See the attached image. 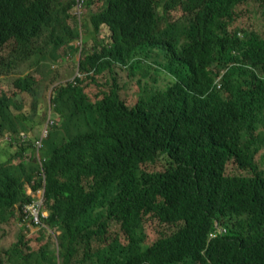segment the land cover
Returning <instances> with one entry per match:
<instances>
[{
    "label": "trees",
    "instance_id": "trees-1",
    "mask_svg": "<svg viewBox=\"0 0 264 264\" xmlns=\"http://www.w3.org/2000/svg\"><path fill=\"white\" fill-rule=\"evenodd\" d=\"M97 1L107 7L82 31L71 24ZM76 43L85 72L53 89L41 168L33 139L17 140L24 106L0 95L16 148L0 161V229L32 201L28 187L46 188L53 234L20 235L0 264H264V0H0L10 91L39 98L41 82L61 83L50 68ZM122 71L168 83L130 105ZM141 233L135 255L120 252Z\"/></svg>",
    "mask_w": 264,
    "mask_h": 264
},
{
    "label": "rangeland",
    "instance_id": "rangeland-1",
    "mask_svg": "<svg viewBox=\"0 0 264 264\" xmlns=\"http://www.w3.org/2000/svg\"><path fill=\"white\" fill-rule=\"evenodd\" d=\"M106 3L104 1L96 2L91 9L88 8V14L86 19L84 20V24L89 23V18L91 15V11H94L95 13L101 12L106 8ZM261 13L258 11H255L253 15H257L259 18L258 20L262 19ZM89 32H87V28L85 27L84 31V38L87 39ZM111 31L108 29L107 26H103L100 35H98L99 38H104L107 43L111 42ZM98 37H96L98 39ZM76 46H79L78 43L75 44ZM97 43L94 40H88L87 48L89 51H91L94 47H96ZM74 46V45H73ZM80 47V46H79ZM61 59L59 62L52 65L50 69L54 72V76H59V82L52 83L51 80L48 83L41 82L40 84V96L39 98L37 96H29L28 94H23L18 91H10L5 84L0 83V94L1 98H13L17 99L18 103H22L24 106L23 111L17 112L19 120H28V132L26 134L29 135L30 138L33 139V141L39 140L43 134L44 131L48 126L51 125V112H52V105L51 100L53 97V92L56 87L60 85H66L70 82H74L76 78L79 76H82L85 72V69L81 66L80 62L83 59V55L81 52H75V50H71V47L64 51H62ZM47 69H45L46 71ZM29 74V73H28ZM27 74V75H28ZM45 77V76H43ZM147 77V76H146ZM143 77L142 75H139L137 78H133L129 75L128 72L122 71L120 77L118 78V81L120 84H125L126 89H124V94L128 100V103L130 105H133L135 101H138L140 99V93L145 92L149 87L152 85H155V83L159 82V86L162 87L168 83L166 81L165 75H153L149 78ZM36 81L39 82L40 75H37L34 77ZM133 79H136L133 81ZM40 83V82H39ZM39 83H36L39 85ZM98 92V89L95 85H92V87L87 88L86 93L89 96V98L94 102L95 101V94ZM127 94V95H126ZM129 98H128V97ZM38 99H41V110L38 112V107L36 104H38ZM20 106V104L18 105ZM63 112L65 113L64 120L67 121L75 114V108H63ZM38 122L37 126H34V123ZM23 133V131H20ZM10 135L7 133L5 128H0V161H6L8 158H11V156L15 153L16 148L15 146L10 145ZM34 155L36 156V160L38 157L37 153L34 152ZM7 157V158H6ZM25 157V156H24ZM263 157V156H261ZM30 158H26V164L30 165L32 160H29ZM35 160V161H36ZM39 162V161H37ZM30 192V191H29ZM38 196V195H37ZM25 230V233L22 231ZM37 233H40L39 239L37 238ZM47 231H41L34 227L28 226L24 224L21 220L20 212L19 214L13 218L8 224L3 225L0 229V248L8 249L13 244L17 243L19 241V236L24 235L27 236L28 239L36 240V242L44 243L43 238L45 237ZM45 234V235H44ZM212 235H215L213 232H211ZM147 239L146 233H141L137 236V241H135L133 244L130 245H123L121 248H119L120 252L125 254L128 258L135 255L140 245ZM150 240V237L148 238Z\"/></svg>",
    "mask_w": 264,
    "mask_h": 264
},
{
    "label": "clouds",
    "instance_id": "clouds-1",
    "mask_svg": "<svg viewBox=\"0 0 264 264\" xmlns=\"http://www.w3.org/2000/svg\"><path fill=\"white\" fill-rule=\"evenodd\" d=\"M86 17H87V13L79 12V13H77L74 16V18H72L71 24H76V25L79 24V26L81 28V31H82V28H83V25H84V20L86 19ZM111 35H112V31H111ZM111 39H112V36H111ZM78 44L81 47V54H82V46H83V44L82 43H78ZM51 125H52V123H51ZM51 125L48 126V124H47V127L45 129L47 131V135H48V130L51 127ZM47 135L44 136V134H43V136L39 140L35 141V143H34L35 152L37 153V155H38L39 158H37V160H36V156L33 155V161H34L35 164H38V166L40 168H41L42 160L40 158L39 152L42 149L43 140H45L47 138ZM28 136L29 135L21 134V136H18L17 137V140H21L22 142H24L22 139L23 138H28ZM38 142H41L40 149H37V143ZM30 157H32V155L31 154H28L25 157V162H29V161H26V158H30ZM31 159L32 158H30L29 160H31ZM37 161H39V162H37ZM42 176H44L43 175V171H42ZM28 194L32 198V201H30V203L24 205L21 208V212H20L21 217L23 218L24 222L27 223L29 226L34 227V228H36L38 230H41V231H48V232H50L52 234L50 228L46 225V221L50 217L49 210L46 208V188L45 189H40L38 192H34L31 187L30 188L28 187ZM38 203H40V205H38ZM37 207H40L41 208V213H40L41 224L40 225H37L35 223V221H34V215H35L34 210ZM223 233L224 234H227V231H223Z\"/></svg>",
    "mask_w": 264,
    "mask_h": 264
},
{
    "label": "built area",
    "instance_id": "built-area-1",
    "mask_svg": "<svg viewBox=\"0 0 264 264\" xmlns=\"http://www.w3.org/2000/svg\"><path fill=\"white\" fill-rule=\"evenodd\" d=\"M47 135V131L45 130L44 131V136ZM41 147V142H38L37 143V149H40ZM38 205H40V203H38ZM34 221L37 225H40L41 224V219H40V213H41V208L40 207H37L35 210H34Z\"/></svg>",
    "mask_w": 264,
    "mask_h": 264
}]
</instances>
